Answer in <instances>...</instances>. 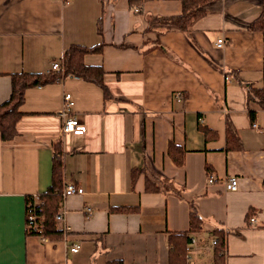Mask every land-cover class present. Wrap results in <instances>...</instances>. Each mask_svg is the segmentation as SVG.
<instances>
[{
    "label": "crops",
    "instance_id": "0c3cea01",
    "mask_svg": "<svg viewBox=\"0 0 264 264\" xmlns=\"http://www.w3.org/2000/svg\"><path fill=\"white\" fill-rule=\"evenodd\" d=\"M206 7L184 31L159 21L181 14V0H0V104L11 95L12 73H48L72 44L105 43L85 62L103 67L111 94L106 100L102 86L72 74L26 90L18 135L0 137V264H170L168 235L190 229L191 201L204 225L190 235L187 264H264V108L249 99L251 86L264 89V30L250 28L263 4L212 0ZM66 92L84 134L62 132ZM229 122L240 149L226 147ZM203 126L216 134L207 139ZM59 138L65 184L84 193L63 198L58 225L70 232L49 239L28 233L26 199L50 185ZM171 141L186 148L181 166L169 155ZM136 166L180 194L148 191L145 172L133 183ZM231 176L236 190L223 183ZM218 229L227 232L219 255Z\"/></svg>",
    "mask_w": 264,
    "mask_h": 264
},
{
    "label": "trees",
    "instance_id": "16d2710c",
    "mask_svg": "<svg viewBox=\"0 0 264 264\" xmlns=\"http://www.w3.org/2000/svg\"><path fill=\"white\" fill-rule=\"evenodd\" d=\"M212 0H181L182 13L168 17H161L159 21L167 25H175L184 31H190L194 24L207 13V4ZM263 9L260 16L250 25V28L264 30V0H262ZM134 5V0H132ZM155 20V19H154ZM101 32V28L99 30ZM105 43L101 42L95 45L72 44L64 53L62 58L63 71L51 70L45 72L20 71L12 73V92L10 97L0 104V137L3 140L14 139L18 135V122L24 115L22 106L26 98V90L38 85L53 83L59 78L67 75H76L85 80L94 82L102 86L104 96L107 100L111 94L104 83V69L101 65H90L85 62V56L89 53L101 52ZM246 84V83H244ZM249 99L257 100L264 108V89L251 86L249 90ZM252 120H255V113L250 110ZM226 143L227 149H240L242 142L238 136L235 127L229 122L227 127ZM204 133L207 139L212 138L216 131L204 127ZM169 155L178 165L185 163L186 148L171 141L168 147ZM65 156L63 138H59L53 143L52 159V179L48 188L41 192L44 203L41 206V212L45 215L43 235L49 239H61L64 231L59 227L56 220V214L59 212L63 202V190L65 185ZM146 173V189L150 192H166L175 190L174 184L158 174L151 173L149 167H133L131 171L132 182L135 183L140 173ZM191 224L187 231L170 232L168 241L172 246L170 252V264H187L186 251L191 241V233L203 229L204 220L198 212V207L194 201L190 202ZM115 212H133L138 210V206H115L111 209ZM28 233L38 234L30 231ZM216 232V254L225 252L227 242V232L224 229H218ZM118 264H122L118 261Z\"/></svg>",
    "mask_w": 264,
    "mask_h": 264
},
{
    "label": "built area",
    "instance_id": "2783aa9c",
    "mask_svg": "<svg viewBox=\"0 0 264 264\" xmlns=\"http://www.w3.org/2000/svg\"><path fill=\"white\" fill-rule=\"evenodd\" d=\"M136 11H140V8L137 7ZM227 44V39L225 37H220L218 39L217 45L223 47ZM63 63L62 61L54 62L51 66V70L63 71ZM229 79V77H228ZM175 97L178 100H182L184 95L181 92L176 93ZM75 104L74 98L70 92H66L64 94L63 107L60 110L59 114L62 117V132L63 133H75V134H84L87 131L86 123L76 114L73 113V106ZM258 127V124H254ZM210 182L215 181V178L211 176L209 178ZM226 189L228 190H236L239 186V179L237 176H231L226 179L224 182ZM84 188L76 183L70 182L65 184L63 190V198L65 199L69 195L74 194H83ZM44 203V199L42 198L41 193H33L27 196L26 199V221L27 227L30 231L37 232L38 235L43 236L44 238H48L43 235L44 230V220L45 215L41 212V206ZM88 211L92 212V208H88ZM65 211L61 209L56 214L57 222L62 221L64 217ZM252 221H255V217L251 218ZM63 231L70 232V225L64 224L62 227ZM213 244H216V239H213ZM80 243H75L71 246L70 250L73 252H77L80 249Z\"/></svg>",
    "mask_w": 264,
    "mask_h": 264
}]
</instances>
